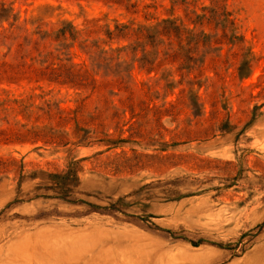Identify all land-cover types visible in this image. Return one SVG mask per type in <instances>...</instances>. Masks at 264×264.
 <instances>
[{"label":"rangeland","instance_id":"obj_1","mask_svg":"<svg viewBox=\"0 0 264 264\" xmlns=\"http://www.w3.org/2000/svg\"><path fill=\"white\" fill-rule=\"evenodd\" d=\"M2 2L34 31L173 16L171 0H129L130 9L103 0ZM226 3L245 44L208 49L221 74L210 69L196 86L202 106L186 82L167 86L162 69L147 73L130 60L143 116L127 123L126 111V140L116 147L68 135L60 143L0 138V264H264V0ZM183 8L174 16L185 18ZM36 79L0 83V98L34 93L76 104L73 88ZM143 81L155 87L142 89ZM75 162L77 176L68 172Z\"/></svg>","mask_w":264,"mask_h":264},{"label":"trees","instance_id":"obj_2","mask_svg":"<svg viewBox=\"0 0 264 264\" xmlns=\"http://www.w3.org/2000/svg\"><path fill=\"white\" fill-rule=\"evenodd\" d=\"M103 1L126 5L128 9L137 7L129 0ZM200 1L171 0L173 16L156 22L132 20L116 22L112 27L94 21L86 29H78L72 22L64 21L57 29L38 27L35 31L21 23L13 6L2 2L0 83H20L34 78L49 80L73 88L78 99L74 106L62 107L58 101L34 93L0 98V138L14 143H60L68 135L78 144L116 147L126 140L120 125L126 111L131 110L127 123L137 122L143 116L134 108L133 67L127 63L130 60L140 61L147 73L156 71L157 74L162 69L167 86L186 82L192 101L202 106L200 95L195 93L196 86L200 90L204 76L210 80L207 74L210 69L218 76L221 74L216 66L219 58L208 49L226 43L243 46L245 37L228 9L227 0H210V5ZM181 7H184L185 18L174 16ZM78 54L85 57L83 62L74 61ZM166 65H170L169 68ZM142 86L147 90L155 87L144 81ZM39 97L41 102H37ZM171 106L176 108L177 103ZM112 129L120 133L117 138ZM68 143L69 140L65 144ZM5 162L10 165L13 160ZM77 165L75 162L69 174L77 176Z\"/></svg>","mask_w":264,"mask_h":264}]
</instances>
